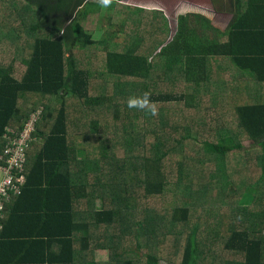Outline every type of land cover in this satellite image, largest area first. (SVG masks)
<instances>
[{
    "label": "trees",
    "instance_id": "trees-1",
    "mask_svg": "<svg viewBox=\"0 0 264 264\" xmlns=\"http://www.w3.org/2000/svg\"><path fill=\"white\" fill-rule=\"evenodd\" d=\"M123 1L0 0L3 165L32 126L0 264H264V0L174 36ZM145 92L156 116L127 106Z\"/></svg>",
    "mask_w": 264,
    "mask_h": 264
},
{
    "label": "rangeland",
    "instance_id": "rangeland-1",
    "mask_svg": "<svg viewBox=\"0 0 264 264\" xmlns=\"http://www.w3.org/2000/svg\"><path fill=\"white\" fill-rule=\"evenodd\" d=\"M123 2L126 5L134 7H142L149 10H161L169 19L171 28L170 32L171 35L174 36L177 17L181 14L186 15L188 13L197 12V14L200 13L211 18L215 25L226 26L229 21L228 14L232 13L231 5L233 0H124ZM217 12L221 13V15ZM114 15L118 17L115 10L112 11L110 9H107L102 13L89 15L87 20H85V26L87 30L93 34L95 39H101L104 31H109L111 29L118 31L121 29V26H119V22H121L120 20L118 21L115 19L113 25H110L111 21L114 19L112 18ZM161 15V12L156 13L158 19L161 18ZM120 17H122V15H120ZM115 34L114 43L122 42L125 34L122 32H117ZM244 146L249 147L254 146V144L251 141H246L244 142ZM80 154L82 157L83 154ZM100 252L97 251L99 254L97 260H100Z\"/></svg>",
    "mask_w": 264,
    "mask_h": 264
},
{
    "label": "built area",
    "instance_id": "built-area-1",
    "mask_svg": "<svg viewBox=\"0 0 264 264\" xmlns=\"http://www.w3.org/2000/svg\"><path fill=\"white\" fill-rule=\"evenodd\" d=\"M28 128L21 134L19 140V147L10 148L7 152L11 153L8 161V165L5 166L1 163L4 159L0 156V231L4 229V224L1 219L5 217L6 204L12 199L13 196L21 193V186L25 182V176L23 174V165L26 160V155L23 152L26 140L30 139V131Z\"/></svg>",
    "mask_w": 264,
    "mask_h": 264
},
{
    "label": "clouds",
    "instance_id": "clouds-1",
    "mask_svg": "<svg viewBox=\"0 0 264 264\" xmlns=\"http://www.w3.org/2000/svg\"><path fill=\"white\" fill-rule=\"evenodd\" d=\"M97 2L102 8H108L112 5L113 0H97ZM150 95V92H145L142 97H130L127 106L146 110L148 114L156 116L158 109L155 103L150 100Z\"/></svg>",
    "mask_w": 264,
    "mask_h": 264
},
{
    "label": "crops",
    "instance_id": "crops-1",
    "mask_svg": "<svg viewBox=\"0 0 264 264\" xmlns=\"http://www.w3.org/2000/svg\"><path fill=\"white\" fill-rule=\"evenodd\" d=\"M195 13H197V12H195ZM198 14H200V13H198ZM201 15H203V14H201ZM203 16H205V15H203ZM205 17H207V18H209L208 16H205ZM209 19H211V18H209ZM212 20V19H211ZM12 212V211H11ZM11 222L13 223V224H11ZM14 224H16L15 222H13V220H11V221H9L8 220V224H7V226L5 227V233H6V235H9L10 234V232H12L13 231V228H17L18 229V227L19 226H16V225H14ZM20 228V227H19ZM26 238V237H25ZM6 245V243L3 245V246H0V249H5V247H7V246H5ZM34 245L36 246V244L34 243ZM34 245H33V247L32 248H34V249H36L37 250V252L36 253H34V249H33V252L31 253V254H28V256H26V258L28 259V261H33V260H35V258H36V255L39 253V249H37V248H35L34 247ZM14 247H18V246H14ZM24 248H25V246H24ZM23 252V251H22ZM24 253V252H23ZM17 258H19V259H22L23 260V257L21 256H17ZM0 259H2V257H0Z\"/></svg>",
    "mask_w": 264,
    "mask_h": 264
}]
</instances>
